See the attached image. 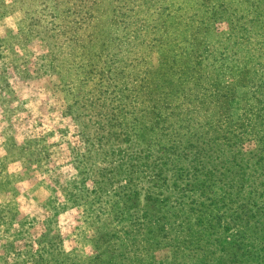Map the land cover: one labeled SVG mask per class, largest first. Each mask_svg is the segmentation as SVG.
<instances>
[{"label":"rangeland","instance_id":"374dc122","mask_svg":"<svg viewBox=\"0 0 264 264\" xmlns=\"http://www.w3.org/2000/svg\"><path fill=\"white\" fill-rule=\"evenodd\" d=\"M0 264H264V0H0Z\"/></svg>","mask_w":264,"mask_h":264}]
</instances>
